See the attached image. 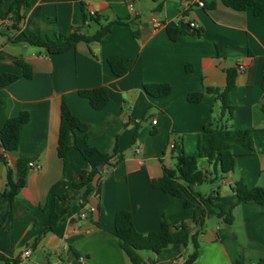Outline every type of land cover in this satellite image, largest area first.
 Instances as JSON below:
<instances>
[{
	"label": "crops",
	"instance_id": "obj_1",
	"mask_svg": "<svg viewBox=\"0 0 264 264\" xmlns=\"http://www.w3.org/2000/svg\"><path fill=\"white\" fill-rule=\"evenodd\" d=\"M13 1L3 0V11ZM184 1H200L203 7H184ZM255 1L262 8L258 17L251 7L235 11L221 0H28L23 20L9 31L16 43L0 35V76L18 77L0 88V129L20 112L29 116L20 127L17 149L0 148V256L18 264H132L114 234L119 211L129 212L134 229L144 235L159 230L162 222L192 226V215L201 211L205 220L216 216L224 224L218 217L222 210L230 212L231 225L204 227L192 264H254L264 251V206L239 203L231 188L238 181L248 189L260 187L264 175V0ZM91 11L97 22H85ZM151 18L160 26L153 28ZM178 22L194 23L201 34L181 30L171 40L166 26ZM109 23L103 41L80 42L60 54L20 42L24 34L54 39L78 30L91 36ZM111 55L123 60L124 75L112 74L107 64ZM16 60L30 67L31 78L22 76ZM230 69L237 71L230 124L253 131L254 150H236L233 171L206 182L205 191L195 186L185 208L183 198L163 193L152 182L162 176L163 167H173L168 145L179 142L212 179V167L198 155L197 144L203 128L218 115L219 103L210 95L190 103L187 96L222 89ZM153 85H167L170 93L152 96L146 88ZM99 87L106 89L108 101L96 111L78 92ZM62 100L87 125L90 146L105 154L118 150L84 208L73 184L88 164L74 149L65 161L57 155ZM72 143L68 136L67 144ZM33 161L40 170L28 168ZM8 168L14 175L26 174L25 187L11 203L3 198ZM209 196L212 203L201 202ZM53 213L62 222L32 245ZM191 252L190 245L173 244L158 255L142 252L141 264H183Z\"/></svg>",
	"mask_w": 264,
	"mask_h": 264
},
{
	"label": "trees",
	"instance_id": "obj_2",
	"mask_svg": "<svg viewBox=\"0 0 264 264\" xmlns=\"http://www.w3.org/2000/svg\"><path fill=\"white\" fill-rule=\"evenodd\" d=\"M221 2L227 8L235 11H243L251 7L255 17H258L262 11L261 5L255 0H221ZM2 5L3 0H0V35L7 38V43L15 44L16 42L9 35V31L1 33V30L10 29V26L3 23L4 21H9L11 24L18 26L24 18L21 10L28 5V0H14L7 11H3ZM84 19L85 22L91 20L97 22L95 13L93 15L85 14ZM180 23H171L166 26L171 40H174L182 32L179 29ZM112 24L100 26L91 36L81 34L78 30L68 35H59L54 39H44L37 34H24L20 42L33 47L43 48L48 55H55L73 48L80 42L103 41L110 34ZM193 31L194 35L201 34L198 29ZM15 63L21 67L24 78H31V70L27 64L21 60H16ZM107 64L115 77H120L127 72V67L118 56H109ZM236 74L237 71L235 69L226 71V84L222 89L206 88L203 93H191L187 96V101L190 103H198L205 95L214 96L219 103L218 115L213 118L209 125L203 128L197 144L198 155L205 158L215 172L218 169L219 178L233 171L238 157L236 150L240 148L250 152L254 150L253 131L233 129L230 124L234 113V107L230 101V92L234 87ZM17 79L18 77L14 75L2 74L0 76V88ZM262 88L264 90V82L262 83ZM146 89L150 95L155 97L166 96L170 93V88L167 85H153ZM78 95L86 99L90 107L96 111L101 110L108 101L107 91L101 87L79 91ZM261 111L264 113V105H262ZM28 119V113L20 112L17 116L8 119L4 123L0 129V148L4 152H12L17 149L20 127L27 123ZM87 131V125L77 119L71 113L65 101L62 100L57 136V155L65 161L67 152L70 149H74L89 166L88 170L79 174L73 184V189L79 193L78 199L81 208H84L89 198L99 191L100 176L104 170L109 169L113 165L112 161L118 154L117 149L105 154L90 146ZM68 136L73 138L71 146L67 144ZM170 154L173 160V167H163L162 176L154 180L152 186L172 197L183 198L184 207L189 208V200L195 195L193 188L206 182L213 183L218 177L211 179L205 172L200 171L197 168L196 157L187 155L181 142L173 143ZM25 184V172H19L14 175L11 169L8 168L6 172V187L3 193L4 201L11 203L18 196L20 190L25 187ZM231 190L239 203L255 202L264 206V187L248 189L241 181H238ZM63 198L65 199L66 197L64 196ZM212 199L214 198L209 196L200 200L201 202L212 203ZM218 217L223 219L225 225H231L232 216L230 212L226 213L221 210ZM62 220L63 217L61 215L57 213L51 214L32 245L38 243L45 234L51 232ZM190 220L192 226L186 223L169 224L162 222L159 230L143 235L134 229L132 215L127 211H119L114 218V234L119 239L121 249L132 264L143 263L142 252L149 251L154 255H158L166 247L173 244L183 247L190 245L192 247V252L185 257L183 262V264H192L197 257L199 248L198 237L205 227V214L203 211L198 214L194 213ZM0 261L3 264H18L19 262L18 260H9L2 256H0ZM254 264H264V251L256 258Z\"/></svg>",
	"mask_w": 264,
	"mask_h": 264
},
{
	"label": "built area",
	"instance_id": "obj_3",
	"mask_svg": "<svg viewBox=\"0 0 264 264\" xmlns=\"http://www.w3.org/2000/svg\"><path fill=\"white\" fill-rule=\"evenodd\" d=\"M182 5L184 7H190V6H197L199 8L203 7V3L200 2V1H196V2L184 1ZM93 14H94V12L91 11L90 15H93ZM6 22L7 21H4V23H6ZM151 25H152L153 28H157V27L160 26V23H159V21L156 18H151ZM189 27L191 29H196L197 28V26L194 23H189ZM152 123L155 124V121H152ZM168 148L171 150L173 148V143H170L168 145ZM28 168H30L31 170H34V171H38V170L41 169V165L38 162L33 161V162H29L28 163ZM80 217L84 218L85 217V213H81ZM29 253H30L29 251L25 252L23 257H28Z\"/></svg>",
	"mask_w": 264,
	"mask_h": 264
},
{
	"label": "rangeland",
	"instance_id": "obj_4",
	"mask_svg": "<svg viewBox=\"0 0 264 264\" xmlns=\"http://www.w3.org/2000/svg\"><path fill=\"white\" fill-rule=\"evenodd\" d=\"M210 175L212 178H214L215 174L213 171V168L210 169ZM216 175H219V171L218 169L216 170ZM216 176V177H217ZM261 183H260V187H264V175H261ZM219 180V177H218ZM209 188V183H203L201 184V190L205 191ZM205 227H220L221 229L225 228L224 224H222L221 222L218 221V219L216 218V216L212 217V218H207L205 220Z\"/></svg>",
	"mask_w": 264,
	"mask_h": 264
},
{
	"label": "water",
	"instance_id": "obj_5",
	"mask_svg": "<svg viewBox=\"0 0 264 264\" xmlns=\"http://www.w3.org/2000/svg\"><path fill=\"white\" fill-rule=\"evenodd\" d=\"M15 29V25H12L10 27L9 30H1V33H6L10 30H14ZM179 29L182 30V31H186L188 33H193L194 31L189 27V25L187 23H180L179 24Z\"/></svg>",
	"mask_w": 264,
	"mask_h": 264
}]
</instances>
